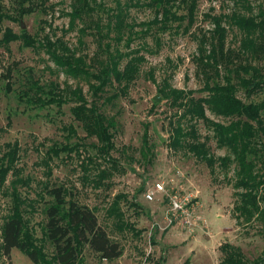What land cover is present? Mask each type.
<instances>
[{
    "label": "rangeland",
    "instance_id": "rangeland-1",
    "mask_svg": "<svg viewBox=\"0 0 264 264\" xmlns=\"http://www.w3.org/2000/svg\"><path fill=\"white\" fill-rule=\"evenodd\" d=\"M97 4L113 7L115 0H95ZM252 13H256L263 0H249ZM3 12L15 16L12 0H0ZM46 11L36 10L13 20L7 16L0 22V38L5 28L20 33L21 29L37 39L48 36L51 40L62 38L78 53L88 57L97 51V42L92 35L84 36V45H77L76 28L69 27L70 0H45ZM102 6V7H103ZM245 12L234 0H199L196 22L184 31V20L164 31L142 34L141 26L135 27L130 47L123 51L138 49L145 60L141 63L138 77L130 84L127 94L110 102L98 104L103 111L114 118V147L110 157L116 160V168L96 185L97 168L83 171L80 159L71 152L72 158L61 152L59 157L47 159V149L54 143L76 142L75 137L67 138L63 128L71 122L69 107L64 103L57 110L51 106L39 108L19 96L26 81L27 71L40 83L55 81L82 87L89 101L94 99L88 82L67 76L50 59L45 48L23 46L21 40L11 41L8 47L0 46V157H6L11 146L18 144V151L11 168L6 174L0 193V227L6 216L16 205L28 229L43 245L49 256L50 244L43 238L42 225L45 222V184H64L74 197L95 210L99 223L110 238L119 242L122 254L114 259H101L88 246L80 252L78 264H221L220 245L224 242L237 245L248 259L264 255V221L254 219L246 222L237 217L234 209L236 188L234 164L224 171L215 167L214 172L205 161L196 158L186 149H173L167 143L170 133V119L174 123L176 108L169 98L159 91L166 81L176 88L194 89V95L205 92L198 89L203 83L197 75L194 57L197 55L196 36L210 29L212 24L206 13H229L233 8ZM100 10V9H99ZM102 11V10H100ZM184 13L185 9H179ZM104 14L103 12H101ZM153 10L147 7H133L130 17L136 22L152 19ZM22 24L24 27H22ZM231 37L229 34L228 39ZM235 44V42H233ZM232 44V45H233ZM11 67V90L6 92V78L3 74ZM112 91L107 90V95ZM104 94V96H106ZM159 96L157 101L154 97ZM245 101H257L264 97V91L245 97ZM178 114V113H177ZM214 120H225L207 112ZM187 128L189 120L182 118ZM201 136L209 135L210 151L215 156L224 155L226 148L216 146L212 131L201 120L196 123ZM78 134L84 135L80 127ZM148 132L147 149H143L144 132ZM95 138L84 140L90 153L97 148ZM83 154V153H82ZM9 156V155H8ZM0 159V161H1ZM5 161V159H4ZM102 163L100 167H111ZM162 181L165 192L157 193L153 200L144 198V192L154 182ZM177 191L192 199L196 206L195 223L186 229L178 220H171L168 193ZM0 264H34L22 251L13 248L10 255L1 256Z\"/></svg>",
    "mask_w": 264,
    "mask_h": 264
},
{
    "label": "trees",
    "instance_id": "trees-1",
    "mask_svg": "<svg viewBox=\"0 0 264 264\" xmlns=\"http://www.w3.org/2000/svg\"><path fill=\"white\" fill-rule=\"evenodd\" d=\"M199 0H115L113 7L97 4L95 0H70L69 27L76 28L77 45H84V36L92 35L97 42L93 56L78 53L62 38L51 40L48 36L40 40L26 29L20 33L6 27L0 38V46L8 47L9 42L21 40L23 46L45 48L50 59L59 70L75 79H85L94 99L89 101L77 83L75 86L64 82L40 83L29 69L19 96L27 102L44 108L54 104L59 110L64 103H71L69 110L72 120L63 128L67 138L75 137L76 142H54L46 151L47 159L71 152L80 159L83 171L97 168L96 185L116 168V160L110 157L114 147L113 117L100 107L120 95H126L130 84L138 77L141 63L145 60L138 49L123 51L130 47L136 26H141L142 34L164 31L186 20L183 30L188 31L196 22ZM245 12L236 7L229 13H206L212 27L201 31L197 40V55L194 60L197 75L202 80L198 90L204 94L194 95V89L176 88L166 81L159 91L169 98L176 108V123L170 119V133L167 143L173 149H186L196 158L205 161L214 172L215 167L226 171L234 164L237 217L246 222L254 219L264 221V97L254 101L243 100L238 91L250 98L264 91V0L256 13H252L249 0H234ZM15 16L3 12L0 5V22L7 16L18 20L36 10L46 11L45 0H12ZM103 6V7H102ZM133 7H147L153 10L148 21L136 22L130 17ZM185 9L179 13V9ZM102 11H100V10ZM103 12L104 14H102ZM229 34L231 37L228 39ZM235 42V44H233ZM233 44V45H232ZM11 67L3 74L6 78V92L11 90ZM107 90L112 91L107 95ZM106 94V96H104ZM103 99L101 104H98ZM225 120H214L207 114ZM178 113V114H177ZM187 118L189 125L182 126L180 120ZM198 120L212 131L216 146L227 152L215 156L210 151L209 135L201 136L196 128ZM77 127L84 132L78 134ZM95 138V153H90L84 140ZM143 149H147L148 132H144ZM18 151L13 144L6 157L0 161V193L3 180L11 168ZM83 153V154H82ZM9 155V156H8ZM5 159V161H4ZM109 163L111 167H100ZM45 222L42 225L43 238L51 246L48 256L43 245L37 244L21 214L20 207L6 216L0 227V257L9 256L13 248L22 251L34 264H78L84 246L96 252L101 259L119 257L123 248L110 238L99 223L95 210L79 202L64 184L44 185ZM221 264H264V255L248 259L241 248L229 242L220 245Z\"/></svg>",
    "mask_w": 264,
    "mask_h": 264
},
{
    "label": "built area",
    "instance_id": "built-area-1",
    "mask_svg": "<svg viewBox=\"0 0 264 264\" xmlns=\"http://www.w3.org/2000/svg\"><path fill=\"white\" fill-rule=\"evenodd\" d=\"M162 181H156L144 192V198L151 201L157 193L165 192ZM169 213L171 220H178L186 229H191L195 223V208L192 199L185 195H179L177 191L168 193Z\"/></svg>",
    "mask_w": 264,
    "mask_h": 264
},
{
    "label": "water",
    "instance_id": "water-1",
    "mask_svg": "<svg viewBox=\"0 0 264 264\" xmlns=\"http://www.w3.org/2000/svg\"><path fill=\"white\" fill-rule=\"evenodd\" d=\"M22 27H24V25L22 24ZM157 101H159L160 100V97L157 95V96H155L154 97Z\"/></svg>",
    "mask_w": 264,
    "mask_h": 264
}]
</instances>
